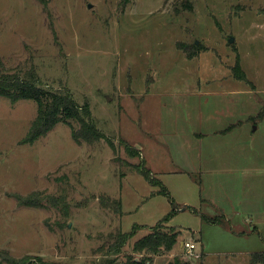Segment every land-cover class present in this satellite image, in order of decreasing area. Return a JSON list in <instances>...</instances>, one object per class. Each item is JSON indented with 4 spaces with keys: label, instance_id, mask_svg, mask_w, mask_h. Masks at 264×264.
Returning a JSON list of instances; mask_svg holds the SVG:
<instances>
[{
    "label": "rangeland",
    "instance_id": "1",
    "mask_svg": "<svg viewBox=\"0 0 264 264\" xmlns=\"http://www.w3.org/2000/svg\"><path fill=\"white\" fill-rule=\"evenodd\" d=\"M0 62L88 104L103 135L78 145L59 123L24 144L36 105L0 98V264H248L264 251V0H0ZM224 136L247 168L219 184L204 169ZM30 196L41 206L17 203ZM154 230L178 233L172 250L134 251Z\"/></svg>",
    "mask_w": 264,
    "mask_h": 264
},
{
    "label": "trees",
    "instance_id": "2",
    "mask_svg": "<svg viewBox=\"0 0 264 264\" xmlns=\"http://www.w3.org/2000/svg\"><path fill=\"white\" fill-rule=\"evenodd\" d=\"M241 72L240 65L236 62L233 71ZM235 76V75H234ZM238 81H246L244 73L238 74ZM0 98L7 99L11 103L19 100L31 101L36 105V117L31 123L24 144H32L38 138L45 136L52 131L59 123H63L71 127V135L75 143L91 144L103 138L92 120L91 112L88 104L79 105L67 90H46L44 89L38 77L33 70L26 72H8L0 62ZM78 124V129L74 130L71 123ZM230 128L228 129V131ZM125 150L129 156H134L135 151L125 146ZM138 173L150 184L156 185V180L152 177L149 171L144 168L137 169ZM165 194V190L161 191ZM41 198L37 197H18L17 203L22 206L38 207L41 206ZM117 207L121 208L120 201L116 203ZM194 212V211H193ZM172 210L168 213L161 222L166 223L174 215ZM220 219H215L212 222H219ZM135 228L132 232L121 234L119 236L121 243H124L128 237H132L135 233ZM178 233L171 232L163 234L154 230L151 234L139 239L135 242L133 250L136 252L147 251L155 252L157 249L171 251L177 241ZM8 264H16L13 260H8ZM125 264H150L146 259L140 261L128 260ZM173 264H183L175 260ZM248 264H264V252L254 253L250 256Z\"/></svg>",
    "mask_w": 264,
    "mask_h": 264
},
{
    "label": "crops",
    "instance_id": "3",
    "mask_svg": "<svg viewBox=\"0 0 264 264\" xmlns=\"http://www.w3.org/2000/svg\"><path fill=\"white\" fill-rule=\"evenodd\" d=\"M245 93H247V91ZM238 128H241V127H238ZM218 132L223 133L224 130L213 132L212 133L213 136H215L216 133H218ZM234 132H232L230 134L233 135ZM225 133H228V132H224L223 134H225ZM199 134L200 135H198V137H200V138L198 140H199V143H202V141L205 140V137L208 135L207 134L204 135L202 133H199ZM231 135H229V136H231ZM221 136H223V135H221ZM229 136L226 138L224 136L223 138H220L218 140H213L216 143V146H218L219 148L215 150L217 152L215 155L209 154V158H208L209 160L208 161L211 162V165L209 166V169H207V168L204 169V175L205 176H207L208 174L211 175L210 177H213L212 174H222V175L226 176V178L223 181L219 182V184H221L222 182L230 180L231 178L229 176L240 172L241 170H243V167L245 169L247 168L243 165V159L245 158V156L243 154L240 155L241 153H243L242 149H239L242 147V145L235 146L233 144V141L228 139ZM230 143L233 145H231ZM236 147H238V148H236ZM216 163H217V166H216ZM221 211L223 212V210H221ZM223 216H224V218L226 217V215H224V213H223ZM255 253H261V252H255ZM252 254H254V253H251L249 255V257Z\"/></svg>",
    "mask_w": 264,
    "mask_h": 264
},
{
    "label": "built area",
    "instance_id": "4",
    "mask_svg": "<svg viewBox=\"0 0 264 264\" xmlns=\"http://www.w3.org/2000/svg\"><path fill=\"white\" fill-rule=\"evenodd\" d=\"M183 248L187 255H191L196 249V245L194 243H185Z\"/></svg>",
    "mask_w": 264,
    "mask_h": 264
},
{
    "label": "water",
    "instance_id": "5",
    "mask_svg": "<svg viewBox=\"0 0 264 264\" xmlns=\"http://www.w3.org/2000/svg\"><path fill=\"white\" fill-rule=\"evenodd\" d=\"M89 7L91 8V6H89ZM233 42H234L233 38L228 39V44H232ZM195 45H197V43ZM182 211H184V209Z\"/></svg>",
    "mask_w": 264,
    "mask_h": 264
}]
</instances>
